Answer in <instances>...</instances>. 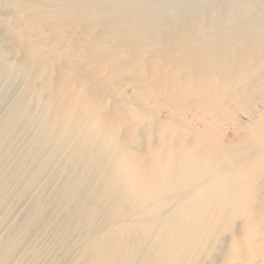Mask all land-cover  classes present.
<instances>
[{
	"label": "bare ground",
	"instance_id": "1",
	"mask_svg": "<svg viewBox=\"0 0 264 264\" xmlns=\"http://www.w3.org/2000/svg\"><path fill=\"white\" fill-rule=\"evenodd\" d=\"M20 76L0 264H264V0H0Z\"/></svg>",
	"mask_w": 264,
	"mask_h": 264
},
{
	"label": "rangeland",
	"instance_id": "2",
	"mask_svg": "<svg viewBox=\"0 0 264 264\" xmlns=\"http://www.w3.org/2000/svg\"><path fill=\"white\" fill-rule=\"evenodd\" d=\"M7 80L3 79L0 82V117L1 114H3L7 108V106L9 105L10 99L14 94L15 91H18L21 83H22V78L21 76L16 78L15 81L13 82V84L11 83V87H7L6 84L8 85V83H6ZM21 82V83H20ZM11 93V94H10ZM11 95V96H9ZM12 185V183H10ZM50 195L52 196V194L50 193ZM51 228H46L43 231L38 230L37 233L40 234V236H37V248L40 250L39 258L36 259V261H40L42 262V264H47L49 262L50 259H52V255L55 251L59 250L60 248V243L61 241L59 240L60 235H53ZM51 231V232H50ZM72 237H75V235H72ZM56 243V244H55ZM30 247H34L32 244H30ZM69 247V245H68ZM35 248V247H34ZM48 253V250H51ZM35 256V255H34ZM52 262V261H51Z\"/></svg>",
	"mask_w": 264,
	"mask_h": 264
}]
</instances>
